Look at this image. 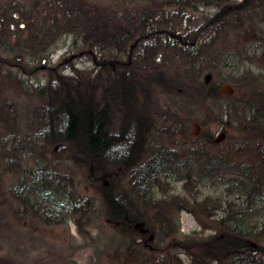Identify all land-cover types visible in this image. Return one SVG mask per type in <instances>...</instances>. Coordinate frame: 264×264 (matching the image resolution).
I'll list each match as a JSON object with an SVG mask.
<instances>
[{"label":"rangeland","instance_id":"1","mask_svg":"<svg viewBox=\"0 0 264 264\" xmlns=\"http://www.w3.org/2000/svg\"><path fill=\"white\" fill-rule=\"evenodd\" d=\"M18 1H23L29 4L30 8L32 7L33 0H0V9L15 6ZM51 1L56 6L58 3L67 5L66 7L71 10L78 9V7L98 8L100 10L97 11H100L101 17L105 14L108 17V13L103 11L105 7L116 5H107L104 0ZM145 1L141 0L138 4L134 3L131 6L140 10L146 7H160V4L164 3V0H148L146 4L143 3ZM230 2L232 3V0H222V4L219 6L230 4ZM202 3L198 1L192 3L195 5V9H185L183 14L189 15V18L196 17V24H202L201 18L209 17L219 7L214 5L212 0H203ZM114 10L119 11V7L115 6ZM21 13H24L20 15L25 19L42 18L40 12L37 14L35 12ZM230 18L225 16L226 22ZM254 21L252 25L257 22ZM194 23L195 21L192 24ZM259 23L258 27L264 34L261 22L259 21ZM27 24H31L35 28L34 31L30 30L37 35L32 39H35L39 45L43 44L45 38L41 36L44 34L40 29L41 21L36 20ZM79 27L70 25V33L62 37L61 40L58 39L52 57V65L49 67L55 68L52 73L51 70L37 69L34 75L28 74L27 71L32 68L30 66H32V61L36 58L37 53L25 51L23 53L26 55L25 57L18 53L20 57L22 56L19 63L20 68L11 70L8 68L7 74L2 78L3 88L0 85V91L3 89V96L0 95V264H145L151 255L148 251L145 252L146 249L137 240L139 239L138 231L131 233L127 229H122L117 222L106 219L104 213L101 214L102 212L98 215L91 212L86 215L80 208H78L79 210L57 208L56 206V208H51V203L48 208V203L41 200L31 206L28 203L29 196L24 195V192L20 190V187L22 189L25 183L21 182L22 186L19 185V178L23 176L27 180L26 173H32L35 170V164H38L42 174L35 177V179L37 178L34 179L35 184L40 187L45 186V180L49 179L50 184L59 183V187H63L64 181H67L70 190L75 193L77 198L81 201L87 200V208L92 211L99 209L103 211L104 209L100 200L101 180L96 183L94 180L96 177L94 179L92 177L93 172L89 171L90 169H87L81 160L72 159V153L69 150H58V152L52 150L56 142L48 133L53 132V123L56 121L53 112L44 110L38 114V111L43 108L42 106L46 105L45 83L55 74L60 76L71 88L73 85L74 91L76 93L78 91L86 101H100L101 87L99 84L103 81L101 76L97 79L95 66L89 62L93 55L79 54L83 47V38L80 36L83 31H80L82 29ZM87 27L89 26L87 25ZM234 27V24L225 26L223 33H215V35L212 34L213 30L211 29L206 33L207 36L198 38L200 42L195 47L185 50L193 53L194 57L191 60H194L198 67L200 66L197 68L196 75H192L194 81H203L204 75L209 73L211 74L210 85L216 87L218 93L220 92L219 88L230 85L231 95L223 96L222 93H219L216 98L206 102L203 106L199 104L198 107L197 102H190L187 98L189 91L186 88L181 89L179 86H174L168 93L155 82H149L151 98L147 105L148 112L155 121L154 124L161 126L160 124L163 125L162 122H165L163 127L167 124L168 129L172 130L182 146L192 142L193 139L198 141L207 135L213 140L218 139V142H231L233 137L243 134L241 128H245V134L246 131L249 132L248 128L252 124H256L257 117L252 118L253 120L249 122L248 111L250 108L254 111H264V42L259 41L262 40V37L257 36L256 33L247 35L248 33L242 31L241 34V31L235 30ZM243 34L246 37L242 42L240 35L243 36ZM76 35L80 37L76 38ZM31 41L33 40L29 39L23 42V46L36 47L34 43H30ZM14 50L15 48L7 47V55H10ZM66 52L67 54H64ZM14 54L16 56L17 52ZM14 56L8 57L7 60L13 64L16 63ZM156 56V61L159 64L155 68L146 67L144 72H147V75L160 72L170 81H179L184 87L187 84H192V80L186 79L190 65L181 62L173 53L164 51L159 53L158 51ZM30 77L35 78L39 84L30 81ZM228 106L231 108V112L233 108L237 112L232 114L234 117L232 116L230 121H226L225 125L212 121L213 118H215L214 120L219 119L221 117L219 111ZM245 113L248 116L242 121L240 117ZM233 118L238 122H234ZM261 118L264 121V115ZM222 119L228 120L230 117L228 119L222 117ZM192 120H197L200 123L195 135L191 134L195 130L193 122H189ZM180 121L182 123H179ZM176 123L181 127L183 123L186 124L184 129L192 139H189L190 142H183L181 137L175 133L176 129L173 127ZM102 168L93 170L96 175L100 174L101 178L113 179L114 182L119 183L122 191L130 192L127 188L129 185L128 176H125L126 173L123 170L117 171L107 165ZM161 181L163 182L159 183ZM159 182L157 183L160 187L156 191L154 190L152 195L147 187L145 197L149 203L165 200L164 205L160 204L157 207L170 208L165 209L166 213L163 218L166 225L176 228V236L186 235L189 237L194 234L198 240V238L210 236L214 232L210 217L192 213L189 209L177 208H208L207 210L211 211L210 208H215L214 206L218 202L223 204L226 200L230 201L231 197L227 199L223 197V187L227 185H218L217 182L212 183L204 180L197 183V188H194L191 182L172 180V178ZM22 194L26 202L22 200ZM59 194L61 195V193ZM130 195L133 198L137 197L136 193ZM55 199L60 200L57 195ZM141 208L145 207L142 205ZM131 241L135 242L133 245L137 244L138 252L128 251ZM188 245L190 247L187 251L193 255L196 254V244L190 242ZM161 247H165V245ZM179 252L181 251L178 248H168L167 256L164 255L165 262L189 264V256L179 254ZM176 253H178L179 259L173 257L176 256ZM195 258H198L199 261L197 254Z\"/></svg>","mask_w":264,"mask_h":264},{"label":"trees","instance_id":"2","mask_svg":"<svg viewBox=\"0 0 264 264\" xmlns=\"http://www.w3.org/2000/svg\"><path fill=\"white\" fill-rule=\"evenodd\" d=\"M140 1L104 0V3L107 5L116 4L104 8L103 11L108 13V17L105 16L106 14L103 17L99 15L94 21L89 19L85 21L89 26L85 43L93 48L97 45L99 46L102 42L105 45L102 50L103 54L95 53V51L90 53L93 55L91 57L92 64L96 67H104V73H102L103 83L99 84L101 87L100 101L93 102L89 100L88 107L83 110H66V107H64L61 112L53 113L56 121L53 123L54 129L50 136L55 142L64 143L67 146L66 149L72 153V159L75 161L81 160L83 165H86L87 169L93 172L92 177L93 179L96 177V183L101 180V176L100 174L96 175L93 169L101 170L106 165L105 157L107 154H114L113 159L115 163L113 168H120L125 172L126 169H131L129 167L131 159L128 158V155H133L142 143V134L144 131L143 120L140 121L137 120V117H134L132 108L126 107L125 103L127 98H124L121 93L127 92V86L130 82L129 78H137L138 82L148 78L153 80L154 78H162L161 74L147 75V72H144L146 67L151 66V68H155L159 64L156 61L158 47H154L152 41L162 37H169L172 43L164 41L165 44L161 49H169L171 46L169 53L174 50L172 48L179 47L175 49L178 51L177 57L181 62H186V65H190V69L188 70L189 74L186 79L192 80V84H187L184 87L177 80L171 81V83H173V86L181 87V89L186 88L189 91L187 98L193 102H197L198 107L199 104L203 106L206 102L216 98L219 93L216 87H212V85L206 86L204 81L201 80H193L194 77L192 75H196L197 68L200 66L198 67L197 64H194V60V63H192L193 53L185 50L195 47L200 42L198 38L207 36L208 34L206 33L210 32L211 29L213 30V35L215 33L221 34L224 32L223 29H225V26L231 24H234V29L240 30L241 34L243 33L242 31L248 33L247 35L256 33L257 36L262 37V40L259 41L264 42V34L261 28L258 27L260 21L261 27L264 29V0H232V3L223 4V6L219 7L209 17L201 18L202 24H196V17L192 16L193 18H189V15L186 16L183 14L186 8L194 10V6H190L191 3L188 4L185 0H164V3L160 4V7H146L140 10L131 6L134 3L138 4ZM146 1L143 3L146 4ZM66 6L60 3L56 6L51 0H33L32 7L30 8L29 4L18 1L15 6L12 5L9 8L0 9V14L8 13L10 15L11 13H17L20 15L24 14L21 12H35L36 14L40 12L42 18L36 20L41 21L40 29L44 32L42 35L46 37L50 36L49 28L54 29L56 33L68 25L69 23L67 22L70 20L69 16L74 15L75 12L77 16L80 13H90L92 15L97 12L94 7H78V9L71 10ZM115 6L119 7V11L114 10ZM21 16L19 19L8 18V21L23 22V28L16 25L15 29L11 30L9 26H3V34L8 37L6 42L8 46L6 47L15 48L10 55L12 57L17 52L15 57H19L20 60H22V56H26L23 53L29 49L23 46V42L31 39L33 40L30 42L31 44L39 45V43L35 42V39H32L36 38L37 35L31 31L27 32L28 29L34 31L35 28L32 25L30 28L25 27V24L28 22H34L36 20L32 18H28V20ZM176 16L184 19V26L182 27L184 31H179L178 29L176 31L177 34L162 36L161 31L163 29L174 30L173 25L169 24L168 20ZM225 16L231 17L229 21L226 22ZM255 17L258 19L255 20ZM193 21H195L194 24H192ZM253 21L255 22L254 25H252ZM42 24H48V27L43 28L46 26ZM21 29L22 31L20 32ZM11 34H14L13 38H11ZM245 34L243 36L240 35L242 42L246 37ZM110 42L116 43L117 46L122 47L124 50L117 51V54L115 49L111 50L108 47L111 45ZM20 45L21 48H19ZM111 51L113 52L111 53ZM4 53L5 55L8 54V52ZM18 53L22 54V56L20 57ZM120 53L123 55L117 56ZM70 89L71 87L69 86ZM72 89L73 91L75 90L73 85ZM69 90L62 88L57 93H66ZM76 95L81 97L78 91ZM61 102L64 103V100ZM112 108L117 114L121 113L117 121L118 126L114 130L111 129V118L109 117L111 110H113ZM263 112V110L254 111L250 108L248 111L249 116L246 113L244 116L241 115L240 118L242 121L247 116L250 119L249 122L253 120L252 118L256 117L258 120H255L256 124H252L248 128L249 132L246 131L245 134V128H241L243 134L233 137L230 140L231 142L220 141L214 143V140L207 135L209 136L207 138L209 142L207 149L212 150L215 159L208 167L207 164L204 166L205 173L203 175L210 182L230 185L232 190L230 192L232 193L231 208H210L211 211L207 210L208 208L177 209H189L192 213H200L201 216L210 217L211 226L214 231L210 236L208 235L196 240L194 234L189 237L184 235L182 237V243L178 246L174 239L178 237L176 236V228L166 225L163 218L166 213L165 209L170 208H158L157 206L162 204V201L159 200L150 203L147 202L145 193L139 190L140 186L143 188L148 187L152 195L154 190L156 191L160 187L157 183L160 180L158 181L155 178L149 182L148 178L143 177V175L135 182L131 181V178H128L129 184L132 182L134 185L138 184L137 197L135 196L137 199L134 197V206L133 202L124 197L130 202L132 208H104V217L110 219V221L117 222L122 229L134 232H137V230L133 228V225L135 223H142L143 227L153 234V240L149 242L151 248L149 246L145 248V252L148 251L151 254L148 259L153 262L161 260L165 263L162 259L164 255L167 256L168 248L180 249L182 253L189 256L190 264H258L260 261H264V121L261 120V116L264 115ZM219 113L221 117L216 120L213 118L212 121L225 125L226 121L228 122L232 119V114H236L237 112L234 108L231 112V108L228 106L227 108L221 109ZM222 117L224 119L230 117V119L223 120ZM132 118L135 121H131ZM234 120L238 122L237 119ZM185 127L186 124L183 123L181 127L183 133L181 139L183 142H190L192 139L186 134ZM193 141L195 140L193 139ZM188 146L184 147L188 148ZM145 152L147 154L149 151ZM226 175H228V180L222 179ZM187 176L172 178V180L191 182V185L195 188L196 182L190 181L189 176ZM45 182L49 183V179L45 180ZM112 182L113 179H110L108 185L105 187L102 186L100 189L102 200L106 206H109L107 196L110 188H112ZM73 199L74 197L71 198V201ZM234 203L240 204V207L233 208ZM142 205L145 208H141ZM142 237L144 240L147 239L146 235H142ZM190 242L195 243L197 246L195 252L199 256V261L197 260L198 258H195L196 254L193 255L187 251L190 247L188 245ZM134 243L131 241L128 249L134 246L137 248V244L133 245ZM250 243H254V246L249 245ZM162 245H165V247H161ZM256 259H260V261L256 263Z\"/></svg>","mask_w":264,"mask_h":264},{"label":"bare ground","instance_id":"3","mask_svg":"<svg viewBox=\"0 0 264 264\" xmlns=\"http://www.w3.org/2000/svg\"><path fill=\"white\" fill-rule=\"evenodd\" d=\"M186 3L190 4L191 2H201V4H203V0H185ZM214 1V5L219 6L222 4V0H212ZM241 1V0H239ZM184 3V2H183ZM190 6H194L193 8L195 9V5L192 4ZM221 7V6H219ZM218 7V8H219ZM186 9H190V8H186ZM100 10L98 8H96V11ZM75 11V10H74ZM98 15H100V11H97L94 14H90V13H80L79 16L75 14L70 15L69 16V23L68 25H66L65 27H63L62 29H60L58 32L55 33L54 29L50 30V36H46L45 41L43 42V44L41 45H36V47L29 45V49L26 52H36V58L32 61V67L31 69H27V73L30 75H34V73L38 70L41 71H50L51 73L53 70H55V68H49L50 65H52V57L54 55V51L56 50V44L58 43V39L61 40L62 37H64L65 35L70 33V29L69 26H80L79 29H82L80 31H83L80 36L83 38V47L80 50L81 53H79L80 55L82 54H86V56L90 53H93V51H95V53H102L103 47L105 46L104 43L102 42L99 46L97 45L95 48L93 47H89V45H87L85 43L86 40V32L89 30V27H87V23L85 22L87 19L89 20H96V18L98 17ZM79 23H78V22ZM168 23L173 25L174 30H170V29H163L161 31V35L165 36L167 34H177L176 31H184V29L182 28L184 26V19L181 17H173L172 19L168 20ZM25 27H31V24H25ZM45 25L46 27L43 28H47L48 24H42ZM164 26V24H162ZM49 26H51V24H49ZM31 29H28L27 32H29ZM43 36V35H41ZM80 36L76 35V38H79ZM56 39V40H55ZM155 40V39H154ZM164 41H166L168 43V41L170 43H172V40L167 37H162V38H158V40L152 41V45L154 47H158L159 53L164 51L165 53H169L170 52V48L169 49H165V50H161L162 46H164ZM111 45H109L108 47L111 48V50L115 49L116 52L118 51H123L124 49L122 47L117 46V44L114 42H110ZM179 47L177 46V48H172L174 49L171 53H173V55L178 56V51H176L175 49H178ZM68 52V51H67ZM64 53V54H67ZM108 52V51H106ZM113 51H111L112 53ZM117 52V54H118ZM5 54V53H4ZM62 55V54H61ZM123 55V54H122ZM121 53L120 55L117 56H122ZM172 55V54H171ZM8 57H11V55H6V58H4L3 60L8 59ZM13 57V56H12ZM157 57V56H156ZM15 61H16V65H11L13 62L8 61V66L6 67V71L5 73L3 72V76L5 74H7V70L8 68L11 70L12 68H20L19 63L21 62V60L19 62H17L16 57L14 56ZM68 59V58H67ZM92 59L90 58L89 62L93 63L91 61ZM37 64H40V66H37ZM195 64V63H194ZM37 67V68H36ZM54 67V66H53ZM145 67V66H144ZM95 70H96V76L97 78H99L101 76V78L103 77L104 73V67L103 66H99L96 67L95 66ZM100 71V73H99ZM161 73L157 72L155 73V75H160ZM162 78L158 79V78H154L153 79H145L144 81H137V78H129V85L127 86V92H123L121 93L122 96L124 98H127L126 101V107L127 108H132V114H134V117H137V120H143V127H144V131H143V137H142V143L139 146V149L137 151H135V153L133 155H128V158L131 159V164H130V170L126 169V171L124 173H126V177L128 176V178H131V181H137L139 180L140 176L143 175V177H147L149 182H151V180H154L155 178L159 180H169L170 177L171 178H177L181 176H186L190 178V181L192 182H196L195 184V188H197V183H200L202 181H206L205 176L203 175V173H205V169L204 166L207 164V167L212 164V162H214V154H212V150L211 149H207L209 142L208 139L209 136H204L202 139H198L190 142L188 144H185L184 146H188L184 147L181 145V143H179L180 141L176 138V136H174V134L172 133V130L168 129V125L166 124L165 127H163V125L165 124V122L163 125L160 124L161 126H157L155 125V121L151 118V114H149L148 112V100L151 98L150 95V89L148 88L149 82H155L159 87H161L164 91L170 93V89L173 86V83H171V81H169V79L164 76V74H161ZM211 75V74H210ZM155 77V76H154ZM30 81H33L34 84H39L38 81H36L35 78L30 77L29 78ZM204 81V80H203ZM205 84V83H204ZM206 86L210 85L209 84H205ZM230 86V85H229ZM45 99H46V105H43L42 109H40V111H38V114H40L42 111L44 110H51L53 113L54 112H61L63 110L64 107H66V110H72V109H86L88 107V103L89 101H86L85 99H83L82 95L80 94L78 97L76 95V93H72L73 89L71 88L69 90V86L67 83H65L62 78H60V76L58 75H53L52 77H50V79L47 80V82L45 83ZM231 87V86H230ZM67 89L69 91H67L66 93H57V91L61 90V89ZM232 89V88H231ZM72 90V91H71ZM220 91V90H219ZM222 93V92H219ZM223 94V93H222ZM226 96L231 95V94H224ZM223 95V96H224ZM189 99V98H188ZM64 100V103H62L61 101ZM190 102H192L191 99H189ZM194 103V102H193ZM122 106V105H121ZM113 109V108H112ZM114 111V113H113ZM121 114V113H120ZM120 114L116 113V111L113 109L111 110V114H110V118H111V129H115L117 125V121L118 118L120 116ZM233 116V115H232ZM234 117V116H233ZM128 118V117H127ZM235 118H233V121L236 122V120H234ZM126 121L128 123H130V121H128L126 119ZM131 121H135L134 118L131 119ZM132 123V122H131ZM179 123H182V121H180ZM182 125V124H181ZM194 125H197V128L194 127ZM199 125L200 123L195 120L193 122V127L195 128L194 132L199 129ZM176 129V132L180 137L183 135L182 130H181V126L180 124H175L174 127ZM49 132V131H48ZM52 132H49V136ZM192 135L193 132L191 133ZM220 141V140H219ZM214 143H218V139H214L213 141ZM57 144H62L65 146L64 149L67 148V146L62 143V142H56ZM54 148V147H53ZM62 149V150H64ZM61 151V150H60ZM145 151H149L147 154ZM211 153V154H210ZM147 155V156H146ZM114 154L110 153L107 154V156L105 157V164L107 166H109V168H113L114 167ZM226 161V160H225ZM228 162V161H226ZM35 170L32 171V173H26L25 176H27V180H25V178L23 176H21L19 178L20 180V184L25 183V186H22V189L20 187V190L22 192H24V195L26 194L27 196H29L30 200H28V203L31 206H34L37 204V202L44 201L46 203H48V208H50V203H51V208H73V210L80 208V210H82L86 215L91 213H94V215H98L100 212H102L101 214H105L104 210L101 211L99 210H93L90 208H87V200L81 201L79 198H77V196L75 195V193L73 191L70 190V185L67 183V181H64L63 187H59V183H51V181H49V183H46L45 186L40 187V185L35 184V177L42 174L40 172V168L38 167V164H35ZM114 169V168H113ZM115 170V169H114ZM117 171L120 170V168L116 169ZM121 171V170H120ZM139 174V175H138ZM141 174V175H140ZM35 179V180H34ZM101 187H99V189L102 188V186H107L109 183V180L107 179H103L101 178ZM220 179V177H219ZM222 179H227L228 180V175L222 177ZM65 180H67L65 178ZM95 181H97V179H94ZM216 180V179H214ZM218 180V178H217ZM142 181V180H141ZM145 182V180H143ZM180 181V180H177ZM22 182V183H21ZM112 188H110V191L108 193L107 196V203L109 206H106L105 203L102 200L101 197V203L103 208H132L131 204L129 201L133 202V206H134V201L135 198H133L130 194L133 193H137L138 189H137V185H134V183L132 182L131 184L128 185V189H129V193L122 191V187L119 186V183L116 182H112ZM142 183V182H141ZM147 183V182H145ZM213 183V182H212ZM218 183V182H217ZM148 184V183H147ZM214 185V184H213ZM218 185H227L225 187H223L224 189V196L225 199L230 198L232 196V193H230L231 187L230 185L226 184V183H218ZM58 188V189H57ZM147 187H139V190L143 193L147 192ZM60 191V192H57ZM61 193V195L59 194ZM57 195L59 197L60 200L55 199V196ZM31 196V197H30ZM73 201H71V198H73ZM124 197L128 198L125 199ZM64 198V199H61ZM69 198V199H67ZM232 199V197H231ZM230 199V201L228 202L227 200L221 204V203H217L214 207L215 208H231L230 202L232 201ZM22 200H24L26 202V200L23 198V194H22ZM162 204L165 202V200H161ZM171 202V200H168ZM237 203V202H236ZM167 204V203H166ZM164 205V204H163ZM56 206V207H55ZM240 204H235L233 205V208H239ZM79 210V209H78ZM91 216V215H90ZM137 223H135L133 225V228L135 230L138 231V235H139V239H137L138 241L141 242L142 246L144 248H146V246H149V242H151L153 240V234L149 232L148 229H145L142 226H136ZM145 230V231H142ZM130 231V230H129ZM131 233H136L134 231H130ZM214 233V232H213ZM212 233V234H213ZM142 235H146L147 239L144 240V238L142 237ZM211 235V234H210ZM151 236V238H150ZM184 236V235H183ZM182 236V237H183ZM190 236V235H189ZM182 237H177L175 239V243L179 246L182 243L183 238ZM179 238H181L182 240H178ZM254 243H250L249 245L254 246ZM149 248H151L149 246ZM139 249L138 247L136 248V246L131 247L128 251H135L138 252ZM178 253H176V258L179 256L177 255ZM179 254H184L181 252H179ZM141 255V254H140ZM165 258H163L162 260H164ZM166 261V260H164ZM260 261V259H256V263H258ZM166 264H170L168 262H165ZM163 263L161 260H156V261H151V260H147L146 264H165ZM190 264V263H189ZM258 264H264V261H260Z\"/></svg>","mask_w":264,"mask_h":264},{"label":"flooded vegetation","instance_id":"4","mask_svg":"<svg viewBox=\"0 0 264 264\" xmlns=\"http://www.w3.org/2000/svg\"><path fill=\"white\" fill-rule=\"evenodd\" d=\"M8 18L9 19H19L20 16L17 14V13H11L10 15L7 13V14H0V85L2 86L3 88V72L5 73L6 71V67L8 66V61L7 59L6 60H3L4 58H6V55L4 54V52H7V47L8 46L6 44L7 42V36L5 34H3V26H9V28L11 30L15 29V26L18 25L20 28H23L24 27V23L23 22H13V21H8ZM22 31V29L20 30V32ZM14 34H11V38H13ZM10 40V39H9ZM19 48H21V45L19 46ZM17 59V62L20 61V58L19 57H16ZM17 63H15L14 65H16ZM13 65V63L11 64ZM0 95L3 96V89H1L0 91Z\"/></svg>","mask_w":264,"mask_h":264},{"label":"water","instance_id":"5","mask_svg":"<svg viewBox=\"0 0 264 264\" xmlns=\"http://www.w3.org/2000/svg\"><path fill=\"white\" fill-rule=\"evenodd\" d=\"M203 79H204V83L205 84H209L210 83V79H211V75L209 73H207V74L204 75ZM219 89H220V92L223 93V95L232 93V89H231V87L229 85H224V86H222ZM194 127L197 128V125H194ZM193 134H195V132H193ZM64 148H65L64 145L57 144V145L54 146V148L52 150H54L55 152H58V150L60 151V150H62ZM137 226H142V223H137L135 227H137ZM142 231H145V230H142ZM150 238H151V236H150Z\"/></svg>","mask_w":264,"mask_h":264}]
</instances>
